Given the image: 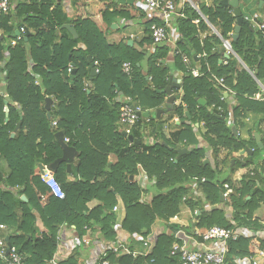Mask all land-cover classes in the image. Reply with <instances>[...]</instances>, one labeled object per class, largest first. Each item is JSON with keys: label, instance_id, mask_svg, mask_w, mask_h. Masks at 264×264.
Returning <instances> with one entry per match:
<instances>
[{"label": "trees", "instance_id": "obj_1", "mask_svg": "<svg viewBox=\"0 0 264 264\" xmlns=\"http://www.w3.org/2000/svg\"><path fill=\"white\" fill-rule=\"evenodd\" d=\"M63 1L14 0V8L0 14V224L6 226L5 238L23 262L52 261L62 226L79 238L97 229L101 240L115 243L118 235L146 239L159 223L162 229L146 255L107 250L100 260L112 264H178L179 254L173 248L183 244L176 237L179 231L197 241L201 236L196 231L215 226L263 231L255 217L264 205V100L254 99L257 94L264 98L259 85H264L261 34L245 22L239 38L232 41L236 18L230 8L220 5L221 0L198 5L200 14L185 2L183 17L173 23L179 36L174 51L190 58L201 76L193 77L181 57L174 55V68L182 73L181 93L174 90L180 103L167 117L156 119L152 113L163 109L167 100L161 91L168 85L170 69L162 61L168 60L171 49L165 43L155 45L152 52L142 48L152 45L149 28L160 21H145L140 49L124 41L109 44L93 20L69 16ZM80 1L68 0L71 8ZM118 4L112 2L101 11L110 31L117 20L131 18L128 11L117 10ZM66 24L74 28L76 39L63 28ZM21 28L24 33L17 38L15 31ZM221 39L230 40L246 69L233 56L225 58ZM88 57L97 70L90 86ZM124 63L130 64L129 74L122 70ZM250 72H256L254 77ZM212 74L222 78L233 94L226 98ZM123 98L150 114L140 116L131 132L140 145L117 130ZM229 98L234 100L231 105ZM46 99L52 100L49 111ZM173 118L179 125L174 122V131L167 136L164 128ZM59 132L76 149L70 172L64 162L54 171L63 199L51 194L38 173L40 166L51 172L62 157L55 137ZM143 132L151 143L144 141ZM178 149L186 153L176 159ZM221 152L225 155L219 159ZM235 153L246 157L236 158ZM244 168L249 170L234 181V174ZM141 173L146 176L143 187ZM191 183L199 185L198 198L191 194ZM150 187L157 193L151 194ZM225 193L228 198L221 203ZM183 207L193 216L186 226L171 222ZM250 243L246 237L229 242L225 264L253 257ZM128 248L135 250V243ZM79 257L78 248L59 264H84ZM0 264H5L1 258Z\"/></svg>", "mask_w": 264, "mask_h": 264}, {"label": "built area", "instance_id": "obj_2", "mask_svg": "<svg viewBox=\"0 0 264 264\" xmlns=\"http://www.w3.org/2000/svg\"><path fill=\"white\" fill-rule=\"evenodd\" d=\"M133 4L135 8L140 11L144 16L147 17V20H159L160 25L156 23H152L149 31L152 40V45L163 44L167 42H171L173 46V56L179 55L184 66L190 71V74L193 77L201 76V73L197 67L191 66V60L187 56L179 53L178 51H174V33L172 34L173 39L171 40L170 33L168 31L172 18L183 17L182 13L177 12L176 2L175 0H134ZM14 0H0V14H7L14 8ZM244 22H246L250 28H254L259 31L262 36V40L264 41V23H260L259 16L257 14H253L251 16H245L243 18ZM24 33V29H20V36ZM18 36L17 38H20ZM177 34V39H178ZM222 44L225 50V56L231 57L233 56L237 59V56L233 52L230 40L221 39ZM177 41V40H176ZM226 58V57H225ZM227 59V58H226ZM238 60V59H237ZM222 63L226 65L227 60H222ZM122 70L125 74H129L131 71V67L129 63H124L122 65ZM208 70V68H207ZM71 70H69L70 72ZM97 71V70H96ZM209 71V70H208ZM250 74L254 77V72H250ZM213 80L216 84L225 91V94H233L231 90H229L223 83L222 78H217L212 74ZM264 93V88L262 89ZM254 99L256 100H264L261 94H257ZM142 110L132 104L129 98H123L121 101L119 118H118V126L122 133L126 136L131 135L134 126L142 114ZM53 126H55V122H53ZM144 133V141L146 143H151L152 139H148ZM63 142L66 144L68 142L67 139H63ZM241 178V176H240ZM239 178V180H240ZM146 176L141 173L139 177V182L141 186H144V181ZM42 182L48 187L51 194L58 199L64 198V193L59 185V183L54 178L52 172L47 171L41 175ZM205 180L202 179L200 182L203 183ZM192 196L198 198L201 195L199 192L198 183H191L189 185ZM224 201L228 198V193L223 194ZM185 199H183L184 201ZM117 208L114 207L113 211H116ZM181 233V234H180ZM196 233L201 236V240L197 241L192 237H188L184 234V232L179 231L176 234V237L179 238L183 244L178 247L175 246L173 249L179 254L178 264H225V256L228 253V244L231 241H237L241 237L258 239V232L249 231L243 227H234L232 229L222 228V227H212L203 231H196ZM5 234V235H4ZM7 234V228L5 225L0 224V258L5 262V264H25L21 258V256L16 252L15 248L7 246V241L5 236ZM180 234V235H179ZM131 242L133 241L139 247H136L135 250H130L125 240L121 238H117L115 243H109L101 240L100 242H94L97 244V252L96 258L92 259V261L87 262L86 264H112L107 260H100V257L104 255L105 251L110 250L113 253H122L125 255H132L133 257L139 255H146L147 252L151 249L155 238L149 236L146 239H142L138 235H133L130 237ZM61 236L58 237V248L61 246ZM92 238L89 235H85L82 238H79L75 233L74 237L67 241L65 247V252L67 253L66 257L70 255L72 252L77 250L80 247H89L93 242ZM56 254V253H55ZM54 254V255H55ZM262 258H253L246 257L242 259L236 260L237 264H264V253L259 252ZM60 261L57 259H52L48 264H59Z\"/></svg>", "mask_w": 264, "mask_h": 264}, {"label": "crops", "instance_id": "obj_3", "mask_svg": "<svg viewBox=\"0 0 264 264\" xmlns=\"http://www.w3.org/2000/svg\"><path fill=\"white\" fill-rule=\"evenodd\" d=\"M100 1H101L100 4L96 5L97 0H88V1L87 0H81L78 3V5L74 8H71L68 0H64L63 2H64V9L69 14V16H71V17H73V16L79 17L80 16L83 18L87 17V18H90L91 20H93L94 23L97 25L98 29L105 35L106 41L109 44H118L121 41H124L128 45V42L131 41V46H133L136 49H140L138 43L146 35L144 23H145V21H147V17L144 16V14H142L143 15L142 16L140 14L141 12L135 8L134 4H132V5L125 4L124 6H122L121 4L120 5L118 4L117 10L128 11L130 13L131 18L128 20H124V19L117 20L116 22H114L112 24V26L114 25L115 27L112 28V26H111V31H110L108 29V25L102 21L101 11H103L105 9V7L108 6L109 4H111L112 2L115 3L116 0H100ZM175 2H176V7H177L178 13H180L182 5H184L185 2H188L196 11L198 10V5H202V4H204L206 6L212 5L211 0H175ZM259 6H260V0H241L239 2V8L241 10L243 18L245 16L250 15V14H252V15L257 14L259 16L258 21L260 23H264V4H262V6H260V7ZM174 21H175V17L172 18V21L170 23L168 31L170 33L171 40L173 39L172 34L174 33V42H177L176 40H178L179 37H178V39L176 38L177 32L175 29V25L173 24ZM252 29H254V28H252ZM253 31L259 33V31L255 30V29ZM1 34H2V32L0 31V38L2 37ZM16 37H18V36H16ZM13 43L14 42H12V44ZM165 44L170 47L171 52L169 53L168 60H165L164 64H166L168 66V63H171L173 65V46H172L171 42H167ZM142 49L145 51H148V52H152L154 49V46L153 45H144ZM194 57L198 58L196 56H194ZM169 69H170V74H172V77L175 80H181L182 79V73L180 71L176 70L174 68V65L172 67H169ZM180 85H181V83H180ZM259 85H260L261 89L264 88V85H262L260 83H259ZM174 90H177L179 94L181 93L178 89H173L172 94L174 96H175V94H177V91L175 92ZM228 96L229 95L225 94L226 98ZM47 100H49V101H48V103L46 102V104L50 108V106L52 104V100L46 99V101ZM228 101H229L230 105L234 103V100L232 98H229ZM179 103H180V100L175 101L173 107L178 105ZM164 108H166V109H164ZM164 108L162 109L163 111L164 110H166L167 112L171 111L168 107H166V104H165ZM164 114L165 113H162L161 115L163 117L164 116L167 117L168 113L166 115H164ZM174 122H175V125H179V122L177 121V119L173 118V120L169 121L168 124L165 126L164 132L167 136L172 131H174V129H173L174 128ZM117 128H118V125H117ZM168 128H169V130H168ZM113 157L114 156L110 157L111 162L114 161V160H111ZM74 160H75V157H74L72 163H74ZM45 172H47V171L44 170L43 167H39L38 173L40 174V176L42 174H44ZM52 173L54 175V172H52ZM94 204H95V201L89 203L88 206H92ZM183 209H184V210H182L183 212H181L179 215V216H181L180 219L182 222H180V224H179V222H178L179 218L174 219V222L178 223L179 225H183V224L187 225V217H191V213H190L189 209H187L186 207ZM206 209H209V206H206ZM257 211L255 212V217L258 218V220L260 221V223L264 227V215L263 216L257 215L256 214ZM180 219H179V221H180ZM161 229L162 228H160V226L156 224L152 229V235L151 236L155 238V236L157 235L159 230L161 231ZM59 235L62 238L61 239L62 243H61L60 248H58V250L56 251V254L53 255V259H57L58 261L61 262L66 258V255H67V253L65 252V249H63V246L65 247L66 242L70 241L74 237V230L71 228H68L66 226H62L60 229ZM258 235H259L258 239L253 240L252 238H250L251 243H250L249 249H250V252H252V254H253V258L258 257L261 259L262 256H260L259 252L264 253V248L260 247V242L264 241V230L259 231ZM122 236L120 237L118 235V238L125 240L127 245L130 246L131 238L129 236H126V235L125 236L122 235ZM93 241L95 242L94 239L92 240V242ZM94 242L89 247H80V249H79V256H80L79 259L84 264H86L85 261L89 260L91 262L93 258L95 259L96 254H98L97 252H99V250H97L98 249L97 244ZM96 242H100V241H96ZM135 247H139V246L137 244H135Z\"/></svg>", "mask_w": 264, "mask_h": 264}, {"label": "water", "instance_id": "obj_4", "mask_svg": "<svg viewBox=\"0 0 264 264\" xmlns=\"http://www.w3.org/2000/svg\"><path fill=\"white\" fill-rule=\"evenodd\" d=\"M88 1V0H87ZM133 1L134 0H116V2H118L119 4L121 5H132L133 4ZM241 0H221L220 1V5L225 7V8H230L232 10V15L236 18V25H235V28H234V32L233 34L231 35V40L232 41H236L238 38H239V33H240V30H241V26L243 24H245L244 20H243V16H242V13H241V10L239 8V2ZM262 4H264V0H260V6H262ZM259 6V7H260ZM198 11V10H197ZM198 13L200 14V12L198 11ZM210 26V28L212 29V31L218 35L217 31L211 26V25H208ZM115 26L113 25L112 28H114ZM63 28L65 30H67L72 36L73 38H77V34H76V31L74 30V28H72L69 24H66L63 26ZM15 36H20V32L19 31H15ZM27 36H28V33H25L24 34V41H26L27 39ZM219 36V35H218ZM128 45L131 46V41L128 42ZM226 58H228V56H225ZM195 59V57H194ZM238 59V57H237ZM238 61L241 63V65L243 66V68L246 69V67L243 65V63L238 59ZM88 62L90 63V72H89V78H88V85L90 86L91 85V79L96 75L97 71H96V68L94 66V63L92 62V59L91 57H88ZM165 61H162V64H164ZM74 72H72L73 74ZM256 73V72H255ZM254 73V74H255ZM180 83H181V80H175L173 77H172V74L169 73V77H168V85L167 87L165 88V90L161 91L162 94H165L168 98L166 100V107H168L170 110L173 109V105L176 101L175 99V96L172 94V90L173 89H178L180 92H181V88H180ZM49 100H47L46 102L48 103ZM6 103V102H5ZM199 104L201 105H204L205 103L202 101V100H199L198 101ZM45 110L46 111H49V106L46 104L45 105ZM164 111L162 109H158L156 110V119H159L161 114L163 113ZM187 115V118L189 119V116L188 114ZM47 116L49 117V114H47ZM141 117L143 118H149L150 117V114L148 112H143L142 114H140ZM222 118V117H221ZM223 119V118H222ZM18 128V126L16 127V129ZM236 129L235 127H232V132L234 135H236ZM122 135L124 137L127 138V140L129 142H133L137 145H140L141 142L138 140V139H135L133 138L132 135H128L126 136L124 133H122ZM14 134H11V137H13ZM56 139H57V142L59 143V145L61 146L62 150H63V155L62 157L57 160L51 167V172H54L56 169H57V165L61 162H64L66 163L67 165V172H70V165L74 159V157L76 156V149H75V144H72L71 146H68L67 144H65L63 142V135L62 133H57L56 134ZM255 141L258 143V146L261 147V142H260V137L258 134L255 135ZM164 145V143H163ZM171 149V148H169ZM177 157L176 159H179L183 154L186 153V149H178L177 150ZM247 155H251V151H248L247 152ZM208 161H205V163H207ZM244 163H242V167H244ZM42 167V166H40ZM132 179V178H131ZM22 200H25V197L22 196L21 197ZM220 202H224V199L222 196H220ZM6 241H7V246L10 247V243L8 242V237L5 238Z\"/></svg>", "mask_w": 264, "mask_h": 264}, {"label": "rangeland", "instance_id": "obj_5", "mask_svg": "<svg viewBox=\"0 0 264 264\" xmlns=\"http://www.w3.org/2000/svg\"><path fill=\"white\" fill-rule=\"evenodd\" d=\"M100 0H97V4L96 5H99L100 4ZM250 14V13H249ZM252 14H250V15H248V16H251ZM173 65L171 64V63H168V67H172ZM260 89H261V87H260ZM261 91H262V89H261ZM262 94H264L263 92H262ZM224 95H225V93H224ZM165 114L164 115H166L167 114V111H165L164 112ZM155 116H156V111H154V113H152V117L153 118H155ZM163 117V116H162ZM163 118H165V116L163 117ZM117 130L121 133V130H120V127L118 126V128H117ZM168 130H169V128H168ZM148 139H151L150 137H148ZM224 155H225V153L224 152H221L220 153V156H219V159H221V158H223L224 157ZM208 156H209V154H208ZM233 156L234 157H236V158H241V159H243V158H245L246 157V154L245 153H235V154H233ZM111 157V156H110ZM110 157H109V160H110ZM111 160H114L115 161V158L113 157ZM250 169H251V167H250ZM247 170H249L248 168H244V169H240V170H238L235 174H234V176H233V180L234 181H238L239 180V178H240V176L241 175H243V174H245L246 172H247ZM224 176V175H223ZM151 188V187H150ZM200 192V191H199ZM150 193L151 194H155V193H157L156 192V190L155 189H153V188H151L150 189ZM95 205V204H94ZM94 205H92V206H88L89 208H91V207H93ZM183 208H185V207H183ZM182 208V210H184ZM181 210V212H183ZM257 215H260V216H263L264 215V205H262L259 209H258V211H257V213H256ZM180 217L181 216H178L177 218H179L180 219ZM193 217V216H192ZM192 217H187V224H188V220L189 219H191ZM175 219V218H174ZM174 219H172L171 220V222H174ZM179 219H178V222H179V224H180V222H182L181 221V219H180V221H179ZM157 225L159 224V223H156ZM155 224V225H156ZM174 224H178V223H176V222H174ZM186 224H183L182 226H185ZM88 232V234H86V235H89L91 238H93L95 241H100L101 240V236H100V233H99V231L97 230V229H95V230H92L91 232H90V230H88L87 231ZM5 235V234H4ZM85 261V260H84ZM87 262H89V260L88 261H85V263H87Z\"/></svg>", "mask_w": 264, "mask_h": 264}]
</instances>
